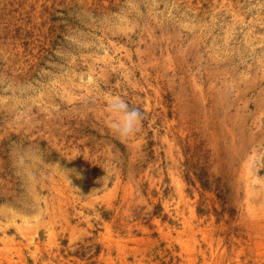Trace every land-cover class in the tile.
Returning a JSON list of instances; mask_svg holds the SVG:
<instances>
[{
  "label": "rangeland",
  "instance_id": "1",
  "mask_svg": "<svg viewBox=\"0 0 264 264\" xmlns=\"http://www.w3.org/2000/svg\"><path fill=\"white\" fill-rule=\"evenodd\" d=\"M0 264H264V0H0Z\"/></svg>",
  "mask_w": 264,
  "mask_h": 264
},
{
  "label": "clouds",
  "instance_id": "2",
  "mask_svg": "<svg viewBox=\"0 0 264 264\" xmlns=\"http://www.w3.org/2000/svg\"><path fill=\"white\" fill-rule=\"evenodd\" d=\"M107 113L109 116L108 127L121 141L128 140L140 130L143 114L123 99L111 98L107 104ZM28 159V150L19 148L13 150L12 162L16 174L29 183H34L36 177L28 170Z\"/></svg>",
  "mask_w": 264,
  "mask_h": 264
}]
</instances>
